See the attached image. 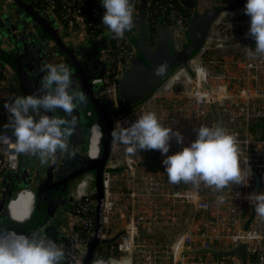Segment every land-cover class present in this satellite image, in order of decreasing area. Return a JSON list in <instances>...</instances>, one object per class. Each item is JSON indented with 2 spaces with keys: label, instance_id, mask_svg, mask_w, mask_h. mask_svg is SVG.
<instances>
[{
  "label": "built area",
  "instance_id": "1",
  "mask_svg": "<svg viewBox=\"0 0 264 264\" xmlns=\"http://www.w3.org/2000/svg\"><path fill=\"white\" fill-rule=\"evenodd\" d=\"M90 2L61 0L57 4L55 0H44V7L62 37L78 32L90 36L110 33L101 21L104 7H97L99 1ZM147 14L148 27L155 26L156 32L162 20L173 36L175 50L181 51L182 33L189 19L178 10L174 0H156ZM249 27L250 18L244 13V6L221 13L186 66L177 67L144 100L125 111H120L117 102V81L134 50L128 47L125 38L114 39L111 34L102 55L107 65L104 94L112 99L118 112L113 128L117 121L127 125L144 112H154L164 127L179 130L184 136L183 145L171 141L168 153L171 155L196 138L198 127H215L213 104L219 126L236 138L246 184L229 185L220 193L203 183L199 187L171 184L166 173L138 167L142 162L163 167L164 156L159 151H138L129 156L125 154V146L112 139L102 177L101 239H110L122 230L125 233L110 248L118 257L109 253L96 257L95 253L91 264H242L233 256L187 252L213 249L226 253L243 241L247 264H264V220L255 213L247 232L243 231L251 214L250 196L264 192V129L257 136L255 125L264 124V56L249 57L248 48H255V41L247 35ZM7 75L0 63V79H7ZM11 102L8 98L2 102L0 132H4L9 117L4 105ZM92 131L88 155L96 159L101 132L97 126ZM6 135L11 139L8 143L0 142V190L3 174L17 170L20 160L13 147L11 130ZM221 195L223 203L217 199ZM93 196V178L85 175L75 185V204L69 211L71 222L64 234L65 242L49 241L64 249L63 264L83 263L95 229ZM139 231L147 235H173L171 242L161 237L162 243L155 241L160 237L146 238Z\"/></svg>",
  "mask_w": 264,
  "mask_h": 264
},
{
  "label": "water",
  "instance_id": "2",
  "mask_svg": "<svg viewBox=\"0 0 264 264\" xmlns=\"http://www.w3.org/2000/svg\"><path fill=\"white\" fill-rule=\"evenodd\" d=\"M179 4L186 9H192L194 4L192 0H178ZM41 0H8V4L0 5V63L7 66L11 71V76L16 78L18 90L22 91L21 96L37 93L40 87L41 79L44 75L40 67L47 59L41 61V65L33 66L36 62L35 56L43 50H49L48 59L51 54L56 58H61L60 63L66 64L71 73L74 90L82 93L86 97V102L78 104L75 115L77 117V126L73 134L68 138L69 152H57L48 162H39L34 170L27 176L28 182H24L19 188L12 187L9 182L12 178H19V166L17 170L12 171L11 179L3 178L5 191L0 200V234L12 232L14 234H23L30 237H43L48 241L65 242L64 234L67 230L59 232L54 227V222L59 219L60 213H67L70 208L71 199L67 197L69 185L85 175H91L93 178V192L95 195V229L94 235L88 244L85 257L82 264H91L96 250L99 246L114 243L121 237L125 231L122 230L110 239H101L102 232V210H103V188L102 177L105 164L108 160L113 130V121L118 115L112 100L108 96H100L102 91L92 84V80L100 76L99 80H104L107 65L99 61V53L107 50L109 33H105L99 41L90 39L86 45L78 44L67 45L59 33L49 12L41 10ZM246 0H233L230 6L214 7L202 14L193 12L190 17L189 25L185 30L187 43L181 51L174 48V39L170 30L159 24L156 27L155 36H150L144 27L140 28L139 38L135 41L136 51L131 58L130 63L122 71V75L117 81V95L130 98V108H134L142 98L152 92L156 87L150 84V68L156 64L158 58H163L167 64L173 67V72L177 67H185L187 61L192 58L201 48L212 24L223 12L235 11L245 6ZM102 5V1L100 3ZM8 12L11 14L9 15ZM135 14L133 13V19ZM162 22V20H160ZM85 49V51H83ZM83 51V52H82ZM84 54V55H83ZM82 58V60H81ZM86 59L93 71L100 68L99 74L91 78L86 75L83 60ZM34 69V70H33ZM170 72V73H171ZM169 73V74H170ZM13 82H8L12 86ZM7 85V86H8ZM8 86V88H9ZM14 89H12V92ZM130 96V97H129ZM128 108V109H130ZM212 113L215 118V126H219L215 107L211 105ZM124 109H120L122 111ZM61 118L65 117L62 111L48 113ZM89 119L93 126H97L101 132L99 143V154L96 159L88 155L90 138L84 140L81 136L82 121L81 117ZM257 136L261 135L264 124L257 122ZM93 128V127H92ZM138 167H150L162 171L165 169L158 164L151 162H142ZM256 181L258 179L256 178ZM183 184V183H182ZM258 184V183H257ZM256 184V189H257ZM184 187L185 184H183ZM29 191L32 195V210L26 222L13 220L9 216L12 203V192L21 193ZM251 214L243 226L244 233L247 232L250 223L254 218L255 211L251 205ZM9 218V219H8ZM23 223V224H22ZM139 233L146 238L165 237L171 242L173 233H156L147 235L142 231ZM212 253L217 256H233L247 264L246 242H241L233 250L223 253L217 250H198L187 252L189 255H198L201 253Z\"/></svg>",
  "mask_w": 264,
  "mask_h": 264
},
{
  "label": "clouds",
  "instance_id": "3",
  "mask_svg": "<svg viewBox=\"0 0 264 264\" xmlns=\"http://www.w3.org/2000/svg\"><path fill=\"white\" fill-rule=\"evenodd\" d=\"M105 12L102 23L113 34L114 39H123L134 26L130 0H102ZM244 13L250 18L247 35L255 41V48H248L250 58L264 56V0H246ZM168 70L167 62L155 69L154 75L163 76ZM44 73L37 93L16 96L4 105L9 113L8 122L0 132V142L11 139L6 132L11 130L14 150L17 155H32L41 163L48 162L57 152H69L68 138L77 126L74 114L78 104L86 97L74 90L72 73L64 63H43ZM57 110L64 118L47 113ZM196 138L179 151L169 155L171 141L184 144L179 130L164 127L156 114L144 112L131 123L117 121L111 132L113 141L124 145L126 155L138 151L157 150L164 156L162 165L171 184L201 183L214 188L217 193L229 185L246 184L242 172L236 138L220 126H200ZM223 203L224 197H217ZM256 215L264 220V192L250 196ZM65 251L55 243L41 237L23 234H0V264H63Z\"/></svg>",
  "mask_w": 264,
  "mask_h": 264
},
{
  "label": "crops",
  "instance_id": "4",
  "mask_svg": "<svg viewBox=\"0 0 264 264\" xmlns=\"http://www.w3.org/2000/svg\"><path fill=\"white\" fill-rule=\"evenodd\" d=\"M153 0H133L132 2H130V6L132 7L133 13L135 14L134 16V26L133 29L130 32H126L124 38L126 39V42L128 43L129 48L133 51L134 50V55H135V51H136V46H135V41L139 38V31L141 27L145 28V31L148 32V34L151 36L155 35L154 34H150V29L148 27V10H149V6L151 4ZM42 2L43 0H41V10L48 12V10L42 6ZM178 2V0H177ZM194 7L192 9H189L191 11V15L193 14V12H197L199 14L204 13L207 10H210L214 7H226V6H230L233 2V0H192ZM2 4H8V0H0V5ZM179 4V2H178ZM182 6V5H181ZM183 7V6H182ZM9 15H11L8 12ZM51 16V15H50ZM190 21V20H189ZM159 24H163V22H158L157 25ZM164 25V24H163ZM189 25V24H188ZM187 25V27H188ZM157 27V26H156ZM187 27L183 30V35H182V48L184 47V45L187 43V39L185 36V30L187 29ZM132 32V33H131ZM78 35V39H75V37ZM104 35L102 36H90V35H85L83 34V32H78L76 34H74L73 36L70 37H62L65 41V43L67 45L70 44H78V46H85L86 42L90 39H93L94 41H99L101 38H103ZM109 36H111V33H109ZM133 36V37H132ZM109 43V41H108ZM108 45V44H107ZM83 51H85V49H83ZM82 51V52H83ZM49 50L45 49L43 50L40 54H38L37 56L34 57V59H36L35 64L33 65L35 67L36 66H40L41 61L44 55V59H47L45 62L47 63H60L61 58H56L54 56V54H51V58L52 59H48V55H49ZM104 51L99 53V61L103 64H105V62L103 61V54ZM84 55V54H83ZM82 60V58H81ZM43 62V63H45ZM84 63V69L87 68L85 71L86 75L88 74L89 76H91V78L96 77L99 74V70L100 68L97 67L96 71H93L90 69V65L87 63L86 59L83 60ZM3 67L7 70L8 72V77L7 79H0V109H1V105L2 102L5 99H10L11 101H13V99L16 96H21L22 91L20 92V90H18V83L16 82V78L11 76V71L8 70L7 66L3 65ZM34 70V69H33ZM122 75V74H121ZM94 76V77H93ZM99 78H102L100 76L96 77L94 80H92V84L97 87V83H101L104 82L106 85V74H105V78L104 80H99ZM12 79H15L14 83H12V86L10 88V86L8 85V82H13ZM9 88H8V86ZM105 88V87H104ZM104 88L101 89L102 91L100 92V96H105L104 94ZM12 89H14V91L12 92ZM151 93V92H150ZM149 93V94H150ZM149 94H147L145 97H147ZM117 97H120L119 95H117ZM127 97V96H126ZM130 97V96H129ZM143 97L142 100L145 98ZM119 99V98H118ZM129 99V98H128ZM112 100V99H111ZM130 103L132 102L131 99H129ZM118 105L121 104V102L117 101ZM114 102L112 101V105L114 106L115 104H113ZM130 103L129 105L126 106V108L124 110H127L128 108H130ZM120 107V106H119ZM48 114V113H47ZM1 118V117H0ZM1 121V119H0ZM81 126H83L84 128L86 127V121L82 122ZM83 130V128H81ZM81 136L84 137V140H88L85 138V133L84 130L83 132H81ZM36 157L28 154V155H22L21 156V160H20V171L21 173L19 174V178L21 179H16V178H12L11 179V172H6L3 174L2 176V180H1V190H0V200L3 197V193L5 191V186L3 185L4 180L3 178L7 177V180L11 179L10 185L11 188L15 187L16 189L19 188L20 185H23L24 182H28V178L27 176L34 170L35 166L39 165V162L36 161ZM24 196V197H22ZM11 198H12V203L10 206V218L13 220H17L20 222H26V218L29 217V214L32 210V195L29 193V191H22L21 193H17V192H12L11 194ZM22 198V199H21ZM17 199H21L17 200ZM17 200V201H16ZM12 209V210H11ZM27 211V212H26ZM70 211V208H69ZM69 211L67 213H60L59 215V219L57 221H53L54 223V227L56 228L57 231H61L63 232L64 230H67L69 228L70 222H71V217L69 216ZM13 212H16L18 214H21L19 217L15 216ZM25 213V214H24ZM23 214V215H22ZM9 219V218H8ZM23 224V223H22Z\"/></svg>",
  "mask_w": 264,
  "mask_h": 264
},
{
  "label": "rangeland",
  "instance_id": "5",
  "mask_svg": "<svg viewBox=\"0 0 264 264\" xmlns=\"http://www.w3.org/2000/svg\"><path fill=\"white\" fill-rule=\"evenodd\" d=\"M158 26V25H157ZM163 27H165L164 25H163ZM132 33V32H131ZM133 37V36H132ZM79 37H78V35L75 37V39H78ZM163 62H165L164 60H163V58H158V61L156 62V64H153V66L150 68V77H149V79H150V84H151V86L154 88V87H156V86H158L161 82H162V80L172 71V69H173V67L171 66V65H169V64H167L168 65V70H167V72L163 75V76H160V77H157V76H155L154 75V72H155V69H156V67L158 66V65H160L161 63H163ZM99 89H103L104 87H106V85H105V83L104 82H101V83H97V85H96ZM119 98V99H118ZM130 99V98H129ZM129 99L127 98V97H122V96H120V97H117V101H119V102H121V104H119V106H120V109H125L126 108V106L127 105H129V103H130V101H129ZM122 111H125V110H122ZM84 117H85V115H84ZM84 117H83V115H82V117H81V120L82 121H86V127L84 128L83 126H81V128H83V130H84V133H85V138L86 139H88V137L90 138L91 136H92V133H93V131H92V127H93V125H92V121L91 120H89V119H84ZM86 141V140H85ZM155 241L156 242H162L163 243V239L160 237V238H156L155 239Z\"/></svg>",
  "mask_w": 264,
  "mask_h": 264
},
{
  "label": "trees",
  "instance_id": "6",
  "mask_svg": "<svg viewBox=\"0 0 264 264\" xmlns=\"http://www.w3.org/2000/svg\"><path fill=\"white\" fill-rule=\"evenodd\" d=\"M55 1H56L57 4H59L61 0H55ZM94 1H95V2L99 1L98 6H97L98 8L103 7V6L100 5V3H101L100 0H92V2H90V3L93 4ZM130 1H131V0H130ZM155 1H156V0H153V1L151 2L149 8L151 7V5H153V3H154ZM174 2H175V4H176L178 10H179L184 16H186V17L190 20V17H191V11L188 10V9H186V8H184V7H182L180 4H178L177 0H174ZM149 29H150V34H154V33H155V26H150ZM95 36H97V35H95ZM151 36H152V35H151ZM128 47H129V46H128ZM168 75H169V74H168ZM168 75H167V76H168ZM110 78H111V80H112V77H110ZM159 85H160V84H159ZM159 85H158V86H159ZM158 86H157V87H158ZM157 87H156V88H157ZM143 100H144V99H143ZM140 102H141V101H140ZM263 135H264V134H263ZM93 199H95V195L93 196ZM114 245H115V243L105 244L104 246H100V247L97 249V251H96V257H98V256H100V255H102V254H105V253H109L110 255H112V256H114V257H118L117 252H115V251H110V248H112ZM105 250H108V252H105Z\"/></svg>",
  "mask_w": 264,
  "mask_h": 264
},
{
  "label": "flooded vegetation",
  "instance_id": "7",
  "mask_svg": "<svg viewBox=\"0 0 264 264\" xmlns=\"http://www.w3.org/2000/svg\"><path fill=\"white\" fill-rule=\"evenodd\" d=\"M42 6H45L44 0L42 2ZM83 177V176H82ZM77 178L76 180H74L70 185H69V189H68V195H66L67 197H69L71 199L70 201V210L73 208L74 204H75V199H74V190H75V185L77 184V182L82 178ZM76 183V184H75Z\"/></svg>",
  "mask_w": 264,
  "mask_h": 264
},
{
  "label": "bare ground",
  "instance_id": "8",
  "mask_svg": "<svg viewBox=\"0 0 264 264\" xmlns=\"http://www.w3.org/2000/svg\"><path fill=\"white\" fill-rule=\"evenodd\" d=\"M75 184H76V183H75ZM22 197H24V196H22ZM21 199H22V198H21ZM21 199H17V200H20V201H21ZM17 200H16V201H17ZM11 210H12V209H11ZM13 213H14V215L17 216V217H19V216L21 215V214H18V213H16V212H13ZM22 215H23V214H22Z\"/></svg>",
  "mask_w": 264,
  "mask_h": 264
}]
</instances>
